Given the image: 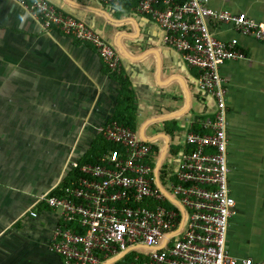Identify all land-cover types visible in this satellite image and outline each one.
Returning a JSON list of instances; mask_svg holds the SVG:
<instances>
[{"label": "crops", "instance_id": "crops-1", "mask_svg": "<svg viewBox=\"0 0 264 264\" xmlns=\"http://www.w3.org/2000/svg\"><path fill=\"white\" fill-rule=\"evenodd\" d=\"M48 1L104 38L121 67L113 74L91 44L44 31L17 0H0V264H64L50 249L60 213L38 200L69 178L73 161L93 150L107 153L103 147L111 142L102 131L116 121L118 107H128L126 96L135 102L134 132L159 150L153 151L154 179L163 191L192 149L187 136L196 127L208 132L204 126L216 111L214 98L198 86L199 70L138 12L140 0ZM206 1L264 23V0ZM208 26L221 41L237 39L243 54L220 68L236 201L227 248L264 264V44L231 24ZM115 75L127 80L125 89ZM166 164L169 172L161 173Z\"/></svg>", "mask_w": 264, "mask_h": 264}, {"label": "built area", "instance_id": "built-area-1", "mask_svg": "<svg viewBox=\"0 0 264 264\" xmlns=\"http://www.w3.org/2000/svg\"><path fill=\"white\" fill-rule=\"evenodd\" d=\"M17 1L44 31L91 44L111 72H120L116 50L85 22L48 0ZM137 10L153 19L166 42L199 70V88L215 100L214 117L204 126L208 132L187 136L192 149L183 156L176 181L167 179L165 191L155 185L152 145L130 127L108 123L103 136L117 148L97 164L73 161L76 176L61 194L52 191L38 200L59 212L62 221L50 249L64 264H260L251 257L236 258L227 248L236 201L229 182L227 91L220 68L243 54L237 39L216 38L208 21L231 24L263 44L264 23L215 10L206 0H140ZM30 215L38 216L35 211Z\"/></svg>", "mask_w": 264, "mask_h": 264}, {"label": "trees", "instance_id": "trees-1", "mask_svg": "<svg viewBox=\"0 0 264 264\" xmlns=\"http://www.w3.org/2000/svg\"><path fill=\"white\" fill-rule=\"evenodd\" d=\"M116 74V73H113ZM116 79L118 80V82L120 83L121 88L125 89L127 87V80H125L124 78H122L121 76H116ZM125 97V95H124ZM126 101L128 102V107L126 106V108L121 109L120 107H118L117 112L115 114L114 120L132 128L133 130H135V116H134V112H135V102H134V98L133 96H126ZM194 132L196 133H205V130L200 128V127H196L193 129ZM103 141V139H102ZM117 148L116 145L112 144V143H107V145H105L103 147V153L108 152L109 150L115 149ZM153 151L154 153L156 152V154L159 153V150L157 147H153ZM102 156V154L100 155L97 152L90 151L81 161V164H97L99 162V158ZM169 165H164L163 170L161 171V173L167 174L169 172ZM76 176V172H72L69 175V178L65 179L63 181V183L61 184V186L56 189L53 192V195L55 194H61V190L67 186L69 184V182L71 181V179Z\"/></svg>", "mask_w": 264, "mask_h": 264}, {"label": "water", "instance_id": "water-1", "mask_svg": "<svg viewBox=\"0 0 264 264\" xmlns=\"http://www.w3.org/2000/svg\"><path fill=\"white\" fill-rule=\"evenodd\" d=\"M163 157H164V153H163L162 156H161V159H160V163H159V167H158V169H160V165H161V162H162ZM120 258H122V257H120ZM116 260H119V258L116 259ZM116 260H115V261H116Z\"/></svg>", "mask_w": 264, "mask_h": 264}]
</instances>
